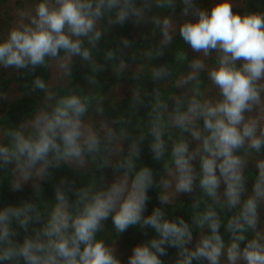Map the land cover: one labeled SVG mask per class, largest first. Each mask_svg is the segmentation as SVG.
<instances>
[{
	"label": "clouds",
	"instance_id": "clouds-1",
	"mask_svg": "<svg viewBox=\"0 0 264 264\" xmlns=\"http://www.w3.org/2000/svg\"><path fill=\"white\" fill-rule=\"evenodd\" d=\"M256 8L243 0L15 8L0 31V75L23 81L19 96H43L18 126L0 116V174L13 192L32 189V198L0 207V264H122L116 241L129 229L148 238L127 264H163L167 248L178 250L174 264H264V6ZM128 23L148 30L113 45L110 33ZM166 54L171 61L153 63ZM77 63L86 86L74 82ZM108 71L111 97L99 79ZM124 77L132 81L126 103ZM145 144L162 171L142 161ZM64 165L76 179L61 177L53 202L43 182ZM105 169L114 178L98 183ZM152 189L159 206L149 212ZM168 208L186 209L190 221Z\"/></svg>",
	"mask_w": 264,
	"mask_h": 264
},
{
	"label": "trees",
	"instance_id": "trees-1",
	"mask_svg": "<svg viewBox=\"0 0 264 264\" xmlns=\"http://www.w3.org/2000/svg\"><path fill=\"white\" fill-rule=\"evenodd\" d=\"M33 2V0H0V31L6 30L14 21V10L17 7H25ZM139 2V0H138ZM217 0H197V3L200 4L202 7L210 8ZM235 2L239 3L241 0H235ZM243 2H247V7L251 10H257L256 5L259 3L260 5L264 6V0H243ZM241 11L243 9H240ZM180 9L177 8L176 16L179 18ZM147 27L142 29L134 28L130 23L126 24L123 28H115L110 33L109 40L112 41L113 45L117 41L120 36H128L129 38L136 39L138 41L139 32L140 31H147ZM157 39L159 37L157 36ZM178 39V37H177ZM189 53V57L191 58L194 53L191 52L190 49H187ZM172 57L168 54L162 60H154L153 63L159 64L163 62L171 61ZM84 69L79 67V63L76 65V73H75V83H79L82 86H86V82L82 78V73ZM45 78H47L45 74ZM102 89L106 92L110 97L112 94L110 93L113 89V85L116 83L115 77L111 75L110 71L103 72L99 76ZM23 81L18 80L13 73L9 75L8 73H4L0 75V91L5 92L10 97L9 100H0V116H6L8 122L14 126H18L19 123L30 119L33 115L35 110L39 107L43 93L37 92L32 95H23L19 96V93L24 92L25 90L22 87ZM132 81L127 77L121 79L120 85L126 87L128 93L122 96L123 102H127L130 96V87ZM142 161L152 167L156 171H162V167L160 164L155 163L151 160V156L147 147V144L144 145L143 148V155ZM11 167V166H9ZM248 170L252 172L254 175L256 170L252 163L249 164ZM101 175L107 178V182L109 183L110 177L113 175L111 169H105L103 173L97 172V178L99 183V178ZM61 177L67 179H76V174L72 171L70 167L67 165L61 166L60 168L55 170L53 180L51 182H43L44 188V195L47 199L54 202V185L59 181ZM102 186V185H101ZM247 187L251 190L252 181L249 180L247 182ZM149 195L152 197L151 202L148 205L149 212L151 211L153 206H159L157 196L158 193L155 189L149 191ZM32 198V189L31 186L25 185L24 190L22 192H13L11 190V185L7 179L3 177V174H0V207H3L6 204H16L19 203L22 199H30ZM181 199L185 201L187 204L190 202V197L187 195L181 196ZM169 217L175 216H183L185 220L190 221V218L187 214L186 209H173L168 208L166 209ZM108 226L111 227V221L109 220ZM258 229H264V208L260 209V222L258 224ZM207 231V230H205ZM222 238L227 243L230 239L229 234L225 231L222 227L220 229ZM153 233L149 231V237ZM23 231H20V236L17 239L22 241L23 238ZM148 237H144L138 231L134 229H129L123 236L117 238L116 247L118 251V255L121 259L122 264L127 261L129 255H131L132 248L142 243ZM199 238L198 234L194 232V240L193 244L190 247H194L196 240ZM177 249L175 248H167V255L162 256L161 260L163 264H174L176 256H177ZM207 264V262H204Z\"/></svg>",
	"mask_w": 264,
	"mask_h": 264
},
{
	"label": "rangeland",
	"instance_id": "rangeland-1",
	"mask_svg": "<svg viewBox=\"0 0 264 264\" xmlns=\"http://www.w3.org/2000/svg\"><path fill=\"white\" fill-rule=\"evenodd\" d=\"M112 95H114L115 93H114V91H113V89H112V91L110 92ZM126 93H128V91H127V89H126V87H124V86H119V94L121 95V96H123V95H125ZM114 178V174L110 177V179H109V183L112 181V179ZM27 186H30V182H29V184H26ZM123 264H127V261H125Z\"/></svg>",
	"mask_w": 264,
	"mask_h": 264
}]
</instances>
